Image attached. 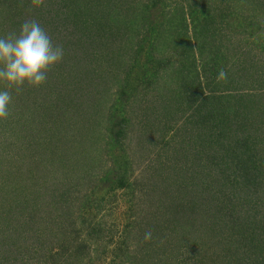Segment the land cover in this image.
Returning a JSON list of instances; mask_svg holds the SVG:
<instances>
[{"label":"trees","instance_id":"16d2710c","mask_svg":"<svg viewBox=\"0 0 264 264\" xmlns=\"http://www.w3.org/2000/svg\"><path fill=\"white\" fill-rule=\"evenodd\" d=\"M257 1L0 0L64 49L0 120V264H264Z\"/></svg>","mask_w":264,"mask_h":264},{"label":"clouds","instance_id":"9594fccd","mask_svg":"<svg viewBox=\"0 0 264 264\" xmlns=\"http://www.w3.org/2000/svg\"><path fill=\"white\" fill-rule=\"evenodd\" d=\"M45 5V0H31L26 11L31 12ZM64 56L61 44H54L52 37L35 19H25L19 29L0 35V120L10 115L13 93H21L25 86L38 88L48 79V73ZM221 75H224L221 70ZM151 231L144 234L151 239Z\"/></svg>","mask_w":264,"mask_h":264},{"label":"rangeland","instance_id":"374dc122","mask_svg":"<svg viewBox=\"0 0 264 264\" xmlns=\"http://www.w3.org/2000/svg\"><path fill=\"white\" fill-rule=\"evenodd\" d=\"M257 2H258L257 0H229V5L235 8V10L237 11V16L239 17L242 15L249 14L251 12V9H249V5H252V4L256 5ZM254 13H257L258 17L264 19V8H258ZM242 36L243 35L235 34V36L232 38V40L234 41V46L238 44L243 45V46L246 45V47L249 48L251 51L250 53H251V57H253V61L256 62V64L253 62V67H250L249 71L258 69V70H261L262 73H264V52L262 53L259 52L254 44L243 43V40H241L243 38ZM235 54L239 55V52H236ZM262 86H264V81H262Z\"/></svg>","mask_w":264,"mask_h":264}]
</instances>
